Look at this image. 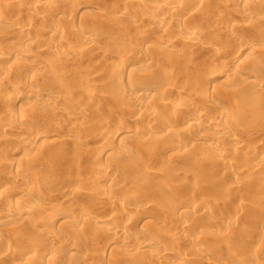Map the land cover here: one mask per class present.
Masks as SVG:
<instances>
[{"label": "rangeland", "instance_id": "374dc122", "mask_svg": "<svg viewBox=\"0 0 264 264\" xmlns=\"http://www.w3.org/2000/svg\"><path fill=\"white\" fill-rule=\"evenodd\" d=\"M4 1L5 2L7 1L6 3H8V1L9 2L13 1L14 4H15V2H17L15 0H0L1 3H4ZM21 1L22 0L18 1L19 2L18 7H19ZM32 1H35V2L30 3ZM32 1L27 0L26 2L27 3L29 2L30 5L31 4L35 5V3L36 4L37 3L43 4L44 2L46 4L48 2L51 3V0H32ZM79 1H80V3H79ZM150 1L152 3H159L161 5V4H165L168 0H150ZM174 1L180 2V7H181L182 3H183V5L185 3H186L185 4L186 6L188 5L187 1H185V2H183V0H174ZM258 1H259V3L260 2L262 3L261 6L263 7L264 6V0H258ZM63 2H65V3L68 2V3H66L67 5L65 3L62 5L64 7L66 6L65 8L62 7L63 9H61L60 6H59L60 9L57 8L58 12H59V10H60V12H59L58 17H56V20H54V21L55 22L57 21V23H60L61 27L63 28V31L66 32V33L64 32L66 35L65 38L67 40V41H65V45L67 43V44H70V45L78 48L81 44V40H80L81 36L85 35V33L88 30L92 29V30H94L95 34H97V35H95V37L97 38V41H100V43H102L104 45L103 46L104 50H102V52H101V50L99 51V50H95L93 48L92 49H86L85 48V49H82V50H84V52L81 51L80 52L81 54L78 53L77 56L74 55L76 57L59 56V53H60V55H62L61 54L62 48H60L61 51L59 53L57 51L59 49V46L54 47V48H50L49 50L47 49L48 50L47 53L45 51V54H47L48 57H55V58L57 57L56 60L58 61V62L56 61L57 63H55V65L53 64V66L48 67V68H51L49 70H52L53 74H56V76L54 75L53 76L54 78L52 76H50L49 78H46L47 88H49L52 92H55V94L57 96L59 95L58 97H60V98L65 97L66 99L61 98L62 102H63V103L61 102V105L45 103L43 106L40 101H37L34 98H30L28 100L29 104H27L28 102L25 101L26 99L22 100L20 102L21 105L17 104L16 105L17 109L16 108L15 109L19 110L20 109L19 106H22V107L25 106L26 111L28 109V110H30V111H28L29 113L37 114V115L34 114L35 116L33 115V118H32V123H34V126L32 124L33 129H31V131L34 134L31 132V135L32 134L37 135V133L47 135L46 143H48V145L45 143L46 144L45 146L49 150L52 149V151L54 153L51 150H50V152L53 153V156L55 155L56 157H58L57 160L55 159L56 157L54 158L56 161V162H54V164L57 163L56 166H58V168H55L54 173L51 172L47 166H46L47 168L45 166H44L45 168H43L42 166L44 165V163L42 161H40L41 157H39L40 159H38L36 161L41 162V163L37 162L38 163L37 165L43 163L40 166L42 168V170L37 165L34 168H36L37 171L40 169L38 174L42 173L43 175H41V177L45 175L46 179L49 177V178L53 179L52 181H47L48 179L47 180L42 179L41 177L38 178L39 175L38 176L36 175L38 180H37V178L36 179L32 178V180H34L35 184L33 183V185L28 186V187L25 186V188H23V186H21V189H20V186H18L19 185L18 183L13 182L11 180H10L11 182H9V179H7L5 176L7 174H9V172H14L17 165L20 163L21 164H23V163L30 164V161H31L30 158L32 156L29 155V157H30L29 158L30 160H29L28 156L26 157V156L22 155V153H21V154L16 155L15 159H14V157H11V159H8V160L5 159L4 161L3 160L1 161V159L3 157L5 158L9 152L13 151V149L14 150H16L15 148H17L18 150L21 149L22 146L20 147L19 144H20L21 139L24 137V136L23 137L18 136L21 134H17V135L15 134V136H7L9 134H6L7 133L6 130L3 128V126H1L2 128H0V131L3 132V130H5L4 131L5 133L3 132L4 134H2V132H0L1 140H3L4 137H6V138L9 137V140L7 139V141H8L7 144H6L7 141H5V143H3L0 140L1 141L0 142V154H1L0 158H1V156L5 155L0 159V161L3 163L5 161H7L6 162L7 164L4 163L5 166L3 165V163L0 162V168H2L4 166V168H2L0 170V195H2V196H0V215L11 210L13 205L18 203L16 201L19 200L22 203L26 202V204H28L31 202L30 198H32V197H36L37 199L42 198L41 199V206L43 208L46 207L45 208L46 210L44 209V211H46L47 215L60 214L59 211L61 212L62 210H64V207H65V205L62 202L63 201L62 199L64 198V196H65V198H69V196H70V198L72 200L74 199L73 203L75 206L70 207L68 209H66L67 208L66 207L64 212L66 210H68V211H66V214L68 213L67 215H69L71 217V219H73L72 220L73 225L68 226L65 223L61 224L60 222L58 224H55V225L47 224L45 227L42 228V234H43L42 235L41 233L38 234L37 231L30 229L31 226L28 223L29 221H26L24 223L22 220H21V222L20 221H14V222L4 221V222L0 223V264H13V263L14 264H18V263L19 264H29V263L30 264H33V263L36 264L37 263L38 264V262L40 264H45V263L46 264L47 263L48 264H50V263L51 264H215V263L216 264L217 263L218 264H234L233 263L235 260L234 258L238 259V257H240L241 259L244 258L246 260H253V258H257L255 256V254L257 255V254L264 251L263 250V246H264V117L261 116V118H260L259 116L262 115V114H260L259 116L257 115V117H259V118H257L256 113L253 112L254 107H253L252 103L247 102V100H243L241 97H239L243 91L239 92L238 93L239 95L237 93H232V92L230 93V90H228L231 88L228 85L229 82L227 84L224 81L225 80V78H223L224 75L222 76L219 73L223 69V67L227 61H228L227 62L228 65H225V66L228 69L235 72L236 74H238V75L241 74L243 77H245V76H244V74H242V72L246 73L248 68H250L249 65L251 63H253L254 60H257L259 62V64H261V65L264 64V50H263V48H264V41H263L264 40V38H263L264 37V35H263L264 34V20H260V18L264 19V8H262L261 6L255 5V7L256 6L259 7V9H258V7L256 8L257 9V11H256L255 8L247 7L246 6L247 2L246 3L245 2L240 3V5L236 4L237 6L235 5L236 8H234L235 11L232 9L231 12L229 13V15L232 12H234V16L232 15L233 13L231 14L234 18L232 16H230V18L234 21L233 23L237 25V28H235L234 30H229V31L225 30V29H224L225 30L224 31L221 28H216V27L214 28V24L212 21L214 20L213 16L216 13L211 11V6H209L208 9L206 10L207 11L206 13H208V15L206 14L205 16H207L208 18L203 16L205 11L203 12L202 20L205 19L209 23L206 21L205 23H203L204 26L202 25L203 27L201 26V28H205L206 26H207L206 29L209 28L206 31L203 30V33H205V35H206L207 31L210 30L209 31L210 35L213 38H214V36H216L215 38H217V36H218L217 39L214 38V42L212 40V42L214 44L211 43L210 39H213V38L210 36H208L209 39L207 41L210 42L212 47H217L220 51H222V52L218 51L220 53V55H217L216 57L220 58L219 56H221V58H222L221 61L223 60V58L225 61L227 60L226 62L223 60L225 62L224 65H223V63H220L221 62L220 59L217 58L219 61L216 59V57H215V59H213L214 56H211L212 54L210 55V53H209L210 51H208V52L207 51H205V52L201 51L200 52L199 49L197 50L194 48H193V50H195V51H193L192 49H189V51H188V52H191V54H189V56L192 55L190 57H191V59H193V62H195L194 67L198 68L197 69L198 71H201L203 69L202 67H206V66H204V65H206V63H204V61L207 60L206 58H208L209 55H210V58H208V60L211 59V60H215L216 62L218 61L217 62L218 64L220 63L219 65L216 63L217 65L215 66L216 67L215 71H217V72L219 71V73L217 74L218 78H216L215 81L210 82L209 84L206 82H204L203 84L205 85V88L208 90L209 93L213 92V94L214 93H215V95L217 94L216 96H218V101H221V103L226 108L229 109L232 107L233 109L238 108L237 110H239L238 112H235V114L229 115V117L226 119V121L227 120L231 121L232 117L234 118L237 115L239 116V117H237L238 121L231 125V132H229L230 134L229 133L227 134V136H226L227 139L224 140L223 145L226 146V147L224 146L226 149V152L224 153L223 157L221 158V162H220V161L215 160L216 157L219 155V153L215 151V147L218 144L216 142L217 138H215V137H218V135L220 134L219 131H217L215 129H211V128H208V130L206 129L205 132L206 133L208 132L211 134V135L210 134L208 135L209 138L211 137L210 138L211 140L206 139V141H203L200 139L201 138L200 134L202 132L200 131L201 129H198V128H195V129L193 128L191 130L189 129V131H187L188 133L186 131H185V133H180L181 127L179 125H181V123L183 121L187 120L188 118L197 117L195 114L197 111H193V110L189 111L186 108L182 107L183 105H181V109L178 112L179 115L177 114V117L173 120L174 125L171 123L168 124V122L165 120L164 116L169 114V109H168V111L167 110L165 111L164 108L158 107L157 103H155V102H152L153 104H151L149 107H147L144 104L140 105V104H134L133 103L134 104L133 105L131 102H129V104H126V102H125V104L123 103L124 104L123 105L121 103V102H123V100H122L123 94L120 91L119 86L115 82H112V83H110V81L108 82V80H107L108 78H106V75H105L108 72V67H110L109 65H111V63L113 62V59L117 60V58H115L116 55H121V54L123 55V53L126 51V52H128V57H129L128 59H130L127 61L129 65H131L132 67L133 66L134 67H141L146 72L150 70L149 73L153 71L152 72L153 74L152 73H150V74H152L153 77H157L155 79L156 80L158 79L159 81L158 80L157 81L159 83H157V81H156V84H154L152 86V91L154 88V91L152 93H154L156 96L161 94L158 96V99H159V97H162V95H165L166 97H164V99L171 100L174 105H177V104H183L188 100H192V98H193L194 101L192 100L191 104H196L195 109H199V110L201 109L204 118H206L207 120H215L216 119L217 122L221 123L223 119H221L217 116V114H218V112H216L217 106L213 102V99L211 100L209 98L211 100V102H207L205 100L206 98L204 100L202 99L200 102H198L199 100H196V98L194 99L193 96L191 98L192 94L189 95V93L186 91L184 92L183 90L179 89L180 92H178L179 90L177 92L174 91V93H173L174 95H173L172 93L170 94V92H172V91L168 90L170 92H169V94H167L164 92H168V91L163 90L164 92H161V89L159 88L160 87L159 85L162 84L165 80L167 81V82L165 81V83H168L170 85H171V83H173L172 85H175L176 83L181 81L182 76L179 78H176V77H174V76H176V74H174V76H170L167 79V77H165L163 73L166 72L165 69L170 67L169 62H170L171 56L175 55V53L177 54L179 52L180 53L181 52L186 53L185 50L187 47L185 45L184 46L183 45L170 46L164 40L171 38V37L176 38L175 36L178 35V32H181V29H185L186 27L188 29L190 28L191 30L201 29L197 26L198 22L202 24L203 21L201 22V18H199L197 15H195V16L193 15L194 17L190 18L191 20H189V19L187 20V18L185 20V18L183 16H180L177 14H172V13L164 10L163 12H160L163 16L174 17V19H178V20L175 21L176 23H173L172 25H169L167 27L157 28L149 20L150 19L149 17L151 16V14L149 15L148 10H146L148 8L142 7V8H145V10L139 8L138 6L135 5L134 0H82V1L81 0H67V1L64 0ZM76 3H77V6H76ZM188 3L191 4L190 1ZM185 5L182 7L183 10L190 8V6H191L192 9L190 8L191 10L188 9V11L189 12L194 11L192 4L188 5L187 8ZM236 9L238 10V13H237ZM242 9H244V10H242ZM254 9H255V11H254ZM258 10H260V11H258ZM123 11H126V14H122V13H125ZM149 11L152 13V15H154V12H152L151 10H149ZM241 11H243V12L246 11L244 13H246L245 16L246 17L248 16V17L245 18V16H241L240 15L242 13ZM247 11H248V13H247ZM28 13L29 12L27 10H26V12L24 10H23V12L20 11V14H22L21 17L22 18L25 17L24 19H27V17L29 16ZM235 13H236V15H235ZM244 13H243V15H244ZM226 14L228 15V13H226ZM250 14L254 15L255 17L249 16ZM256 18L259 20H257ZM255 20H257V21H255ZM206 23H208V25ZM205 24H206V26H205ZM50 25H52V24H50ZM46 26H49V25L47 24ZM196 26L198 28H196ZM241 27H242V29H241ZM73 28L77 29V33H75V31L72 32ZM212 29L217 34L214 32L212 33L211 32ZM238 29H240V30H238ZM232 31H233V33L234 32L235 33L233 34ZM238 31H240V32H238ZM259 32L262 34V36H261L263 39L262 41H259V40H261V37H259V35H261V34ZM212 34H214V35H212ZM221 35L223 38L220 37ZM253 36H254V38H253ZM13 40L16 41V42L14 41L15 43H18V45H19L18 48H21V49L23 48L24 43L22 40L18 39L19 40L18 41L15 38ZM255 40H257V41H255ZM132 41L135 43V45H133ZM228 41H230L229 43L232 42L231 46L228 45L229 44ZM233 41H234V43H233ZM131 42H132V45H131ZM225 42H227L228 44H225ZM15 43H14V45H15ZM12 44H13V41H12ZM12 44H11V46H12ZM244 44L245 45L248 44V45L246 47H244L245 46ZM57 45H59V44H57ZM219 45H220V47H219ZM224 46H226V47H224ZM227 46L229 48L231 47L232 49L231 48L229 49ZM12 47H10V48H12ZM181 47H183L182 51L180 50ZM222 47H224V51H223ZM240 47L244 48V49L247 48V49H245V50L241 49L242 53H243V51H244V53L241 54V56L237 59L233 58L231 50L232 51L235 49L237 50L238 48L240 49ZM260 47H261V49H260ZM225 48H228V49H225ZM249 48H251L250 50L252 53L250 52ZM196 50L199 52H197ZM19 51H20V49L19 50L17 49V50H14L13 52H11L10 58L4 64L6 66L13 65L14 64L13 61L15 59H18L19 58L18 56H20ZM228 51H230V52H228ZM224 52H225V54H224ZM146 53L147 54L149 53L150 55L149 54L147 55ZM253 53H255V54H253ZM145 54L148 56L149 61H144L145 59L143 60V58L146 56ZM58 56H59V58H58ZM16 57H18V58H16ZM58 59L60 61L62 59L63 60H62V62H59ZM160 59L165 60V62L162 63ZM204 59H206V60H204ZM259 59H260V61H259ZM151 60H153V61H151ZM157 60H159L160 62ZM154 61L156 64L155 65L151 64L152 62L154 63ZM250 61H252V62H250ZM148 62L149 63L151 62L150 64L152 66L154 65L153 69L150 68L151 65ZM157 62H159L160 65ZM166 62H168V63L166 64ZM241 62L243 64H241ZM58 63H60V64H58ZM244 63H246L248 65H245ZM147 65H150V67H146ZM245 66H248V68L247 67L245 68ZM260 68L261 69L258 70V72L256 74V77L258 79L261 77H264V66L262 65ZM104 69H106V73H104L105 72ZM29 71L32 73V71H35V69H33V70L30 69ZM188 71H190V70H188ZM184 73L186 75L187 74L188 75L186 76ZM184 73H182V75H184L182 81H184V79H185L186 82L194 81L195 80L194 78L197 76L195 70L190 71V72L185 71ZM51 74L52 73H50V75ZM177 74H178V72H177ZM80 77H82V78H80ZM130 77H131V79L136 78V76L134 77V75H131ZM171 77H173L174 79H172ZM192 77H193V80H192ZM243 77H241V78L243 79ZM257 78H256V80H258ZM12 79H13V77H12ZM51 79H54V80H52L53 82L51 81ZM80 79H84L85 82L89 81L87 85L85 83V87L88 89H86L84 87L83 88L86 91L87 90L92 91L94 93L93 94L91 92L92 96L97 95L95 98H94V96L92 97L90 95V101H88L89 100L88 96H86V94H83L81 91L82 89L79 88L82 86V84L80 83ZM126 79L127 78H125L124 81H127ZM160 79H161V81H160ZM187 79H188V81H187ZM8 80L11 81L10 78H8V77L4 78L3 79L4 82L2 83V86H1V88L4 91H6V92H4L5 98H7L9 95L7 93L12 91L11 88L8 87V85H9ZM171 80H172V82L170 83ZM242 84H241V88L243 87L242 89H246L249 86L245 82L244 83L242 82ZM8 88L11 91L7 90ZM241 88H236V89L239 90ZM263 88L264 87H261V86L258 88V86H257V89L263 90ZM84 89H83V91H84ZM172 89H175V87L172 86ZM158 90H160V92ZM65 91H67V92H65ZM71 91L73 92V95H72ZM199 91L201 92L202 88L199 89ZM68 92H71V93L69 95H65ZM78 94H79V96H77ZM80 95L83 98H81ZM131 95H133V92L131 93ZM84 96H86V98ZM120 97H122V99H119ZM34 100L36 103L34 102ZM64 100H66V101L64 102ZM160 101L162 102L161 98H160ZM202 101H204V103ZM90 102H91V104H90ZM194 102H196V103H194ZM197 102H198V104H197ZM256 102H258V101H256ZM23 103H25L26 105L25 104L23 105ZM32 103H33V105H32ZM208 103H209V105H208ZM46 105H48V106H46ZM174 105H172V107H171L172 110L170 109V112L173 111ZM60 106L65 107L67 109L65 111L66 113L62 114V116L60 115V108H61ZM159 106H160V104H159ZM151 107L160 109V113H158L159 115L151 117L149 115V110ZM251 107L253 108V110ZM68 108H69V112H68ZM83 108H86V110ZM144 108L147 110H145ZM244 108H245V110H244ZM39 109H41V110H39ZM236 109H234V110H236ZM49 111L51 113H49ZM255 111L258 112L260 110L255 109ZM47 113H49V114H47ZM40 114H42V115H40ZM55 115H57V116L55 117ZM146 116H147V118H146ZM252 116H255L256 118H252ZM251 118H252V120H250ZM38 119L40 120L39 123H38ZM56 119L58 121H54ZM142 119H144L143 120L144 122L142 121ZM253 119H254V121H253ZM79 120L80 121L81 120L87 121L88 124L90 125V128H95V129L101 130V133L103 134V136H100L101 138L97 137L98 140L96 139V137L94 138L92 136L93 138L91 137L89 140L90 136H89V134H86L89 131L83 130L86 128H83L82 129L83 131H82L81 130L82 127H80L79 130L77 128L74 131V134L76 133L75 134L76 136L74 135L73 140L70 141L71 143L65 142L64 138L68 135L69 129L74 128V127L70 128V126L72 124H74V122L75 123L79 122ZM240 120H242V121L240 122ZM147 121H148V123H147ZM166 122H167V124L165 125L164 123H166ZM36 123L39 125V127ZM41 124H43L44 127H42L43 125L40 126ZM66 125H68V126H66ZM169 125H171V126H169ZM45 127L47 130L45 129ZM148 127H149V129H148ZM42 128H44L46 131ZM126 128L129 131L132 129L131 130L132 134H134L138 138L134 139L135 141L133 139H130L131 141L128 142L129 141V139H128L126 143L123 142L124 144L122 146L120 145V147L123 149V151L121 150V148L119 149V147L114 149V151H112L111 154H115L114 156H115V158L117 157L116 159L114 158L113 155H112L113 158L110 159V157H112V156H110L111 154L109 155L110 157L106 154H104V155L101 154L100 151L105 149L103 145L105 143H107V142H105L103 144L102 142H104L107 139V137H109L108 135H110L111 133L114 134L113 131L116 132L117 129H126ZM104 129H105V131H104ZM166 130L167 131L172 130V132L174 130L175 131L177 130L179 132L176 133L177 132L176 131L175 133H173V135H168L169 133H166L167 132ZM38 131L43 132V133H39ZM76 131H79V132L81 131V132L79 134V132H76ZM44 132H46V133H44ZM72 132H73V130H72ZM105 132H106V134H105ZM135 132H137V133H135ZM77 133H78V135H77ZM81 133H84L85 135L81 134ZM164 133L166 135H168L165 138H164V136H166V135ZM179 133L181 135H179ZM112 134H111V136H112ZM48 135H49V137H48ZM82 135H84V137ZM105 135L107 137H105ZM212 135L214 136V138ZM79 136H82L79 138L80 140L77 139ZM10 137H12V138H10ZM149 140L150 141L152 140L151 143L153 142V140L155 142H156V140H158L157 144L158 145L160 144V146L162 145L161 147H159V150H155L154 152L153 151L146 152V156L149 155L152 158H150L149 156L146 157L144 155L145 154L144 151L142 152L143 154L139 153V150L142 147V144L146 143ZM73 141L76 143L75 145H74ZM79 141H80V143L83 142L82 143L83 145H85V144L86 145L85 146L79 145L80 144V143L78 144ZM85 141H86V143H85ZM141 141H142V143H141ZM150 141H149V143H150ZM11 142H12V144H11ZM138 142L140 143V145H137V144H139ZM171 142H173V143H171ZM169 143H171V144H169ZM128 144H130V145H128ZM131 144H133V145H131ZM173 144L176 146H174ZM204 144H205V146H204ZM17 145H19V146H17ZM127 145L129 147H127ZM170 145L171 146L173 145L175 149L173 148V146L171 147ZM81 146H82V148H80ZM86 146H87V148H86ZM105 146H107V144H105ZM124 146H126L127 148L125 149ZM133 146L134 147L137 146V147L133 148ZM43 147H44V145H43ZM43 147L41 148V146H40L39 148L36 147L35 149L37 151L40 149L46 150V148L45 147L43 148ZM78 147L80 149H83V147H84L86 150L84 151V149H83V151H84L83 153L84 154L88 153V155L86 156L87 158L84 160V161H86L85 163H84V161L81 163L80 162L78 163V162H76V160H72V158L74 156H76L80 151V149H78ZM131 147H132L133 151H132ZM204 147H206V148H204ZM240 147H242L244 149H242ZM61 148H62V150H61ZM162 148L163 149L165 148V150H167V149L168 150L167 151L164 150L165 151L164 152ZM169 148L172 149L173 151H170ZM35 149H34V153H37ZM48 149L46 151H48ZM69 149L70 150L72 149L71 152ZM6 150H8V151H6ZM157 151H158V153H157ZM43 152H45V151H43ZM98 152L100 155L98 154ZM140 152H141V150H140ZM159 152L160 153L162 152L163 154L162 153L160 154ZM71 153L74 156H71ZM119 153H121V154H119ZM164 153L166 155H164ZM59 154H61V155H59ZM124 154H126V155L124 156ZM127 154L129 155V158H127ZM170 154L173 156L170 157ZM210 154H211V156H210ZM64 155H66L67 157ZM19 158H21V159H19ZM144 158H145V160H143ZM174 158H176V159H174ZM12 159H14V161ZM26 159H28V161ZM35 159L36 158H34V160H33L34 164H32L33 163V161H32V163H31L32 165H30V168H31V166L33 168V165L35 166V164H36ZM163 160H164V163L162 162ZM8 161H9V163H8ZM222 161L223 162L229 161L230 165H227L226 163H223ZM17 162H19V163H17ZM259 162H260V164H259ZM77 163H78V165H80V164H82V165L78 166V165H76ZM221 163L223 166L221 165ZM71 164H72V166L76 165L75 168L73 167L74 170L72 169ZM97 165L103 166V167L106 166L108 171L112 170L113 173L112 172H109V173H110V176H112V175L114 177L116 176L114 184L110 183L106 179L100 180L99 176H98L99 180L96 178L95 175H97V174L94 172L93 169ZM11 166H12V168H11ZM68 166L69 167L71 166L70 168L72 169V171H71V169H69ZM77 166L80 168H78ZM5 167H7V168H5ZM122 167L126 168L125 169L126 171H122V172L119 171V170L123 169ZM252 168H253V170H254V168L257 169L262 174H260V175L249 174L250 171H248V170L249 169L251 170ZM44 169H46V170H44ZM58 170H60L61 172L63 171V173H60V171H58ZM253 170H251V171H253ZM257 170H255V171L258 172ZM91 171H93V172H91ZM72 172L75 174H72ZM92 173L93 174L95 173L94 177H93ZM69 174L72 176H69ZM74 175L76 178H79V180L78 179H77V181L74 180V178H72V177H74ZM45 177H43V178H45ZM67 177H68V180H67ZM94 178H96V180H98V181L94 182L93 181V180H95ZM44 180H46V181H44ZM81 180H83V182ZM47 182L54 183V184H50V183L48 184ZM55 182H57V184ZM105 182H106V184H104ZM138 182H139V184H137ZM13 183H15L17 186L13 185ZM79 183H81V185H80L81 187L79 186ZM141 183H142V185H141ZM99 184L102 187H100ZM111 184L113 185L114 188L115 187L116 188L114 189L113 187H111L112 186ZM34 185H37V186H34ZM82 185H83V187H82ZM32 186H34L35 188ZM78 186L81 188V190L84 188L86 190H87V188H88V190H90V189L92 190V188L95 187L96 191H94L95 193H91V192H93V190L95 188L92 191L91 190L86 191L84 189L86 192L82 190V192H84V193L83 194L81 193L82 195H79L81 190L78 189ZM90 186H91V188H90ZM6 187L10 190V192L8 190V192L5 194L4 192L7 191ZM31 187H32V189H31ZM36 187H38L39 189L41 188L40 192H38L39 189ZM139 187H141V188H139ZM4 188H6V191H1ZM33 188L37 189L35 194L31 193V192H34ZM50 188H52V189H50ZM103 188H107V189L109 188V190L112 189V191H110V192H112L113 195H114V193L117 195V196L115 195L117 200L115 199V202L112 203L110 201L106 202V200H104L101 197H99V199H98L97 197L99 195V192H101V190ZM134 188H139L138 190H139V192H141V194L139 193L140 195L137 197V199L136 198L131 199L129 201L130 206L128 204H126L127 208L125 207L126 208L125 210L123 209L122 211H117L115 209V207L117 206V202H121L120 200L123 199L125 194L128 191L135 190ZM22 189H24V190H22ZM16 190L19 191L18 192L19 196L17 195L18 198H15L16 196L12 197L14 195L13 193H15V195H16V193H17ZM41 190L42 191L44 190V192L47 195L43 194V192ZM1 192H3V193H1ZM37 192L39 194L42 193V195L40 194V196H39L38 194H36ZM72 192H74V193H72ZM88 192H90V193H88ZM7 194L12 195V196L11 197L7 196ZM48 194H49V196L52 194L53 197L54 196H56V197L50 199V197H48ZM72 194H74V195H72ZM89 194L90 195L91 194L92 195L97 194L96 196H93V197L95 199L97 198L98 200L96 199L97 200L96 201ZM31 195H33V196H31ZM44 195H46V196L44 197ZM38 196L40 198H38ZM59 197H60V199H59ZM43 198H44V200H43ZM45 198H47V201ZM27 199H29V200L25 201ZM33 199H35V198H33ZM161 199L167 200V202H169V201L173 202L174 205H176V206H174V208L177 206H180L181 204L185 205V203H186V205H188V209H187L188 214L183 215L184 217L183 216H176L175 215L176 213L174 214V212H175L174 208H173V210H171L169 212L166 211L167 213L164 212L163 210L158 209V208H156V210L153 208V210H154L153 211L152 208H150V207L154 204L156 205V203H159L161 201ZM32 201H34V200H32ZM35 201H36V199H35ZM42 201L43 202L45 201L44 206H43ZM59 201H61V202H59ZM38 202L40 203L39 200H38ZM46 202L50 203L52 206L50 205L51 207H49V205ZM145 202L150 207L144 208V206H142V204H145ZM53 203L55 205H53ZM149 204H151V205H149ZM56 205H57V209H55ZM194 205H197V206L194 207ZM61 206H63V208H61ZM131 206H132L133 210L130 209ZM139 206H140V210H143V211L142 212L137 211L138 212L137 213V212H135L136 210L134 211V207H136V209H137V207H139ZM201 206L207 207V209H204L207 212L205 215L200 214L201 212L199 210V207H201ZM128 207H129V209H128ZM47 208L49 209V211L47 210ZM157 210H160V211H157ZM69 211H70V213H69ZM114 211H115V215L114 214L112 215V213ZM83 212H88V213L90 212L91 215L93 216L92 220L87 221V222L82 221L83 223L80 220H78L80 218V216L83 214ZM133 212H135L136 214ZM38 214H39V211L37 210L33 214V216H36ZM110 215L117 217L115 222H114L115 225L114 224H112V225H114V227L119 226L118 228L121 227V229H123V227H124L125 231L128 233V235L132 238V240L134 242L135 241L139 242L140 237H143V236L146 237L147 236L149 239H151V240L153 239L152 241L158 243V245L162 244L164 242V244L168 246V249L169 248L171 249V250H169V253H171V252L177 253L178 257H176L174 259V258H171L169 256H161L160 254H156V252H154V253H150V256L148 255L144 258H141L138 254V251H140V248L138 246L139 244L136 242H135V244L132 243L131 246H127V247L121 246V245H119V246L115 245L116 247L113 246L111 248L112 250H110L112 252H110V254L108 256L107 255L105 256L104 252L106 249H110L111 243L108 240H105V239L103 240L101 238V235L90 234L89 233V226H90L91 222L97 221L96 218L97 219L101 218V220L105 221V220L109 219ZM188 220H190V221H188ZM231 221H233L232 223H234V225H233L234 227L233 226H232V228L226 227V225H227L226 223H230ZM125 222L126 223L129 222L128 223L129 227L127 226V224ZM81 225H83V227ZM183 225H184V227H183ZM126 226L128 228H126ZM46 228H47V230H46ZM226 228H228L229 230H227ZM233 228H235V229H233ZM231 229L233 231H231ZM43 230H44V232H43ZM49 231H51L52 233ZM46 233H48L49 236H47L48 234L46 235ZM64 233H65V235H64ZM159 233L162 235H160ZM209 234H211V235H209ZM54 235H55V237H54ZM158 235H160V237ZM59 236H61V237H59ZM155 236L156 237L158 236L159 240ZM99 239H101L103 241H101ZM162 239H164V240L162 241ZM28 240H33V241L35 240L34 241L35 243L36 242L37 243L39 242V243L35 244L32 241L36 246L33 245L32 242H31V244H32L31 245ZM70 240H74L73 242L76 246L73 248V249H75L74 251L68 249L69 250V252H68V250H67L68 246L66 247V244ZM26 242L27 243L29 242L27 248L24 246V244L27 245ZM225 245H227V246H225ZM32 246H34L35 248L37 247L38 249L41 248L45 251L57 249L58 247H59V250L56 254H54V255L52 254L49 257L50 259L52 258V260H50V262L42 261V263H41V260L36 262V259L33 260V258L35 256L32 257L31 255H25L24 254L23 256H20L21 255L20 253L25 251V249L31 248ZM198 247L207 248V250L205 249L207 251L206 256H205V254H203V256L202 255L200 256V254L197 251ZM64 249H65V251H64ZM70 252H73L74 254L76 253V257H74L75 255H73V253L71 255ZM5 253H7V254H5ZM12 254H13V256H12ZM15 254L18 255V257ZM137 254L139 257L136 256ZM231 254L234 256H230ZM179 257H181V258H179ZM203 257H205V259ZM231 257L233 258V260ZM53 259H54V261H53ZM132 259H133V261H132ZM260 259L261 258L257 259V261L259 262L257 264H264V258H262L261 260ZM230 260L233 262L230 263L231 262Z\"/></svg>", "mask_w": 264, "mask_h": 264}, {"label": "bare ground", "instance_id": "6f19581e", "mask_svg": "<svg viewBox=\"0 0 264 264\" xmlns=\"http://www.w3.org/2000/svg\"><path fill=\"white\" fill-rule=\"evenodd\" d=\"M15 1H17V2H15V4H14V2L13 1H11V2H9L8 1V3H6L5 1H4V3H1L0 2V128H2L1 126H3V128L6 130V134H9V135H7V136H15V134L17 135V134H21V135H18L19 137L20 136H24L22 139H21V141H20V147H21V149L20 150H18L17 148H15L16 150H14L13 149V151H11V152H9L7 155H6V157L4 158L3 156H5V155H3V156H1V161L3 160H8V159H11V157H14V159H15V157H16V155H18V154H21L22 153V155H24V156H28V159L30 158L29 157V155L30 156H32L30 159H31V161H30V164H25V163H23V164H18L17 165V167H16V169H15V171L14 172H9V174H7L5 177L7 178V179H9V182H11V181H13V182H16V183H18L19 185L18 186H20V189H21V186H23V188H25V186H31V185H33V183H34V180H32V178H34V179H36L37 178V176H38V178L39 177H41V175H43L42 173L41 174H38L39 173V170L37 171V169L36 168H34V167H36V165L38 164L37 162H39V161H36V160H38V159H40L39 157H41V159H40V161H42L43 163H44V165L42 166L43 168H45L46 166L50 169V171L51 172H53L54 173V170H55V168H58V166H56L57 165V163L56 164H54V162H56L55 161V159L57 160L58 159V157H56L55 155L53 156V151H52V149H50L53 153H51L50 152V150L48 149V148H46V144L48 145V143H46V141H47V135L45 134H38L37 133V135H33L34 133L31 131V129H33L32 127L34 126V123H32V118H33V115L35 114V113H29L28 111H30V110H28L27 109V111H26V107L25 106H19L20 107V109L19 110H16L17 109V107H16V105L17 104H20L21 105V101L22 100H25V101H27L28 102V100L30 99V98H34L35 100H37V101H40L41 103H42V105L44 106V104L45 103H51V104H55V105H61V102H62V99H66L65 97L64 98H60V97H58L56 94H55V92H52L49 88H47V85H46V83H47V81H46V78H49L50 76H56V74H53V72H52V70H49V69H51V68H48L49 66L51 67V66H53V64L55 65V63H57L58 61L56 60V58L55 57H48L47 56V54H45V51H46V53H47V51L50 49V48H54V47H57V46H59V49L57 50L58 51V53L61 51V54L62 55H60V53H59V56H64V57H69V56H72V57H76L77 56V54L79 53V54H81L80 52L82 51V52H84V50H82V49H95V50H101V52H102V50H104L103 48V44L102 43H100V41H97V38L95 37V35H97V34H95V32H94V30H92V29H90V30H88L86 33H85V35H83V36H81V44H80V48L78 47H75V46H72V45H70V44H67L66 43V45H65V41H67L66 40V35H65V31H63V28L61 27V25H60V23H57V21L55 22L54 20H56V17H58V15H59V12H60V10H59V12H58V10H57V8H59V6L61 7V9H63L62 7H64V6H62L65 2H63L64 0H51V3H35V5H33V4H31L30 5V3H33V2H35V1H32V0H29V1H32V2H26L27 0H22L21 2H20V5H19V7H18V4H19V2L18 1H20V0H15ZM54 1V2H53ZM67 1V0H66ZM82 1V0H81ZM135 1V5L136 6H138L139 8H141V9H144L145 10V8H142V7H146V8H148V9H146V10H148V13H149V15L151 14V16L149 17L150 19V22H152L153 24H154V26L155 27H157V28H164V27H167V26H169V25H172L173 23H176L175 21H177L178 19H174V17H165V16H163L160 12H163L164 10H166V11H168V12H170V13H172V14H177V15H180V16H183L184 18H185V20H186V18H187V20L189 19V20H191L190 18H193L195 15H197L199 18H201V22H202V24L201 23H199L198 22V27L199 28H201V26L203 25V23H205L207 20H205L204 18V20H202V14H203V12H204V15L203 16H205L206 14L208 15V13H206L207 11V9H208V7L209 6H211V11H213V12H215L216 14V16L214 15L213 17H214V20L212 21L213 22V24H214V28L216 27V28H221V29H225V30H234L235 28H237V25L236 24H234L233 22V20L230 18V16H234V12H232L230 15H229V13L231 12V10L233 9L234 10V8H236V6L237 5H240V3H246V6L247 7H249V8H257L258 6H261V2L259 3V1L258 0H183V2H185V1H187V4L188 5H191L192 4V7H193V9H194V11H191V12H189L188 11V9H190L191 8V6H190V8H187V6H186V8L187 9H185V10H183L182 9V7L184 6L183 5V3H182V5H181V7H180V2H178V1H174V0H168L165 4H159V3H152L150 0H134ZM190 1V3L191 4H189L188 2ZM39 2V1H38ZM71 2V1H70ZM73 2V1H72ZM78 2V1H77ZM17 3V4H16ZM66 3H68V2H66ZM65 3V4H66ZM79 3H80V1H79ZM85 3V2H84ZM134 3V2H133ZM258 3V4H257ZM72 4V3H71ZM237 4V5H236ZM67 5V4H66ZM73 5V4H72ZM80 5V4H79ZM78 5V6H79ZM236 5V6H235ZM244 5V4H243ZM255 5H258V6H256L255 7ZM76 6H77V3H76ZM81 6V5H80ZM235 6V7H234ZM66 7V6H65ZM64 7V8H65ZM83 7V6H82ZM244 7V6H243ZM242 7V8H243ZM262 7V6H261ZM260 7V8H261ZM262 8H264V6L262 7ZM261 8V9H262ZM60 9V8H59ZM192 9V8H191ZM190 9V10H191ZM255 9H254V11H255ZM258 9H259V7H258ZM23 10L26 12V10L29 12L28 13V17H27V19H24V18H22L21 17V15L22 14H20V11H22L23 12ZM149 10H151L152 12H154V15H152V13L149 11ZM196 10V11H195ZM210 10V9H209ZM237 10V9H236ZM242 10H244V9H242ZM263 10V9H262ZM261 10V11H262ZM235 11V10H234ZM253 11V10H252ZM256 11H257V9H256ZM258 11H260V10H258ZM123 12H125V13H122V14H126V11H123ZM196 12V13H195ZM242 13L240 14L241 16H245V14L246 13H244V12H246V11H241ZM226 13H228V15L226 14ZM237 13H238V10H237ZM243 13H244V15H243ZM247 13H248V11H247ZM263 13V12H262ZM25 14V13H24ZM226 14V15H225ZM261 14V13H260ZM148 15V16H149ZM194 15V16H193ZM235 15H236V13H235ZM238 15V14H237ZM239 15V16H240ZM262 15V14H261ZM27 16V15H26ZM228 16V17H227ZM232 16V17H233ZM238 16V17H239ZM249 16H254V15H249ZM260 16V15H259ZM258 16V17H259ZM263 16V15H262ZM261 16V17H262ZM205 17H207V16H205ZM237 17V18H238ZM248 17V16H247ZM246 16H245V18H247ZM255 17V16H254ZM253 17V18H254ZM133 18V17H132ZM176 18V17H175ZM208 18V17H207ZM234 18V17H233ZM243 18V17H242ZM251 18V17H250ZM260 18V17H259ZM263 18V17H262ZM131 19V18H130ZM134 19V18H133ZM249 19V18H248ZM257 19V18H256ZM230 20V21H229ZM257 20H259V19H257ZM257 20H255V21H257ZM260 20H264V19H261L260 18ZM199 21V20H198ZM236 21V20H235ZM208 22V21H207ZM209 23V22H208ZM208 23H206L207 25H208ZM49 25V26H46V25ZM50 24H52V25H50ZM206 24H205V26H206ZM240 24V23H239ZM196 26V28H198ZM204 26V25H203ZM202 26V27H203ZM244 26V25H243ZM207 27V26H206ZM206 27L205 28H201V29H194V30H191L190 28L188 29L187 27V29L185 28V29H181V32H178V35H176L175 37L176 38H168V39H165L164 41H166L167 43H168V45H170V46H177V45H185V46H187L186 47V50H185V52L186 53H175V55H172L171 56V58H170V62H169V68H167V69H165L166 70V72L165 73H163L164 74V76L165 77H167V79H168V77H170V76H174V74H176V76H174V77H176V78H179V77H181L182 79H183V76L184 75H182V73H184L185 71L186 72H190V71H193V70H195L196 71V77L194 78L195 80L194 81H188V79H187V81L188 82H186L185 81V79H184V81H182V79H181V81H179L178 83H174L175 85H172L173 83H171L172 82V80L170 81V83H171V85L170 84H168V83H165V81L162 83V84H160L159 86V88L161 89V92H164V91H168V90H170V91H172V92H170V91H168V92H164V93H167V94H169V92H170V94L172 93H174V91H178L179 89L180 90H183L184 92L186 91V92H188L189 93V95L190 94H192L191 95V98H192V96L194 97V99L196 98V100H199L198 102H200L202 99L204 100L205 98V100L207 101V102H211V100L213 99V102L216 104V106H217V111L216 112H218V114H217V116L219 117V118H221V119H223L222 120V122L220 123V122H217V120L215 119V120H207L206 118H204L203 117V113H202V111H201V109L199 110V109H195V105L196 104H191V102H192V100H193V98H192V100H188V101H186L185 103H183V104H177V105H174L173 103H172V101L171 100H166V99H164V97H166L165 95H162V97H159V99H158V96L159 95H161V94H159L158 96H156L154 93H152L153 91H154V88H153V91H152V86L154 85V84H156V81L158 80H156L155 78H157V77H153V71L152 72H150V73H152V74H150L149 73V71H144V69H142L141 67H132L131 65H129L128 64V60H130V59H128L129 57H128V52H124L123 53V55L121 54V55H116V57L115 58H117V60H115V59H113V62L111 63V65H109L110 67H108V72L106 73V69H104L105 70V72L104 73H106L105 75H106V78H108L107 80H108V82L110 81V83H112V82H115V83H117V85L119 86V89H120V91L122 92V97H123V99H122V97H120L119 99H122L123 100V102H121L122 104L124 103L125 104V102H126V104H129V102H131L132 104L134 103V104H144V105H146L147 107H149L151 104H153L152 102H155V103H157V105H158V107H162V108H164V110L166 111H168V109H169V114L168 115H166V116H164L165 117V120L168 122V124L169 123H171V124H173L174 125V122H173V120L177 117V114H178V112H179V110L181 109V105H183L182 107H184V108H186L187 110H193V111H197L195 114H196V116L197 117H191V118H188L187 120H185V121H183L182 123H181V125H179L180 127H181V129H180V133H185V131L187 132V131H189V129L191 130V129H195V128H198V129H201L200 131L202 132L201 134H200V136H201V140H203V141H206V139H210L209 138V134L210 133H206L205 132V130L207 129L208 130V128H211V129H215V130H217V131H219V135H218V137H215V138H217L216 140V142L218 143L217 144V146L215 147V151L216 152H218L219 153V155L216 157V159L215 160H217V161H220L221 162V158L223 157V155H224V153L226 152V149H225V145H223L224 144V140H226L227 139V134L229 133V132H231V125L232 124H234L235 122H237L238 120V118L237 117H239L238 115L236 116V117H232V119H231V121H229V120H227L226 121V119L229 117V115H231V114H235V112H238L239 110H237L236 108H234V109H236V110H234L232 107L231 108H226L222 103H221V101H218V96H216L215 95V93L213 94V92L211 93H209L208 92V90L205 88V85L203 84L204 82H206V83H210V82H213V81H215L216 80V78H218V73H219V71L217 72V71H215V66L218 64L217 62L219 61L218 59H220V61H221V56H219L220 58H218V57H216L217 55H220V53L218 52V51H220L217 47H212V45L210 44V42L209 41H207L208 39H209V37L208 36H210V37H212L211 35H210V30L209 31H207V33L209 34H207L206 33V35H205V33H203V30L204 31H206L207 29H209V28H207L206 29ZM211 27V26H210ZM75 28H73L72 29V32H74L75 31V33H77V29H75ZM241 29H242V27H241ZM222 30V31H223ZM224 30V31H225ZM237 30V29H236ZM238 30H240V29H238ZM248 30V29H247ZM180 31V30H179ZM221 31V32H222ZM223 31V32H224ZM257 31V30H256ZM261 31V30H260ZM65 32V33H64ZM212 33L214 32V33H216L213 29H212V31H211ZM220 32V33H221ZM238 32H240V31H238ZM242 32V31H241ZM97 33V32H96ZM143 33V32H142ZM180 33V34H179ZM232 33H233V31H232ZM235 33V32H234ZM233 33V34H234ZM260 33V32H259ZM217 34V33H216ZM261 34V33H260ZM212 35H214V34H212ZM255 35V34H254ZM259 35V34H258ZM264 35V34H263ZM228 36V35H227ZM262 36V34L261 35H259V37H261ZM208 37V38H207ZM216 36H214V38H215ZM220 37H222V35L220 36ZM231 37V36H230ZM256 37V36H255ZM16 39V40H18V39H20V40H22L23 41V43H24V45H23V48L21 49V48H18L19 47V45H18V43H15L16 41L15 40H13V39ZM18 38V39H17ZM213 38V37H212ZM214 38L213 39H210L211 40V43H213L214 42ZM217 38H218V36H217ZM217 38H215V39H217ZM223 38V37H222ZM253 38H254V36H253ZM264 38V37H263ZM243 39V38H242ZM256 39V38H255ZM212 40H213V42H212ZM219 40V39H218ZM217 40V41H218ZM225 40V39H224ZM263 39H262V37H261V40H259V41H262ZM12 41H13V44H12ZM15 41V42H14ZM19 41V40H18ZM237 41V40H236ZM255 41H257V40H255ZM264 41V40H263ZM133 42V41H132ZM132 42H131V45H132ZM230 41H228V43H229ZM241 42V41H240ZM14 43H15V45H14ZM69 43V42H68ZM223 43V42H222ZM221 43V44H222ZM227 42H225V44H228ZM232 43V42H231ZM231 43H229L228 45H230L231 46ZM233 43H234V41H233ZM251 43V42H250ZM11 44H12V46H11ZM57 44H59V45H57ZM115 44V43H114ZM138 44V43H137ZM214 44V43H213ZM224 44V45H225ZM133 45H135V43L133 42ZM238 45V44H237ZM241 45V44H240ZM245 45V44H244ZM248 45V44H247ZM247 45H245L244 47H246ZM10 47H12V48H10ZM22 47V46H21ZM219 47H220V45H219ZM224 47H226V46H224ZM224 47H222L223 48V51H224ZM228 47V46H227ZM243 47V46H242ZM60 48H62L61 50H60ZM106 48V47H105ZM183 47H181V51L183 50L182 49ZM188 48V49H187ZM193 48L194 49H199V51L201 52H205V51H210L209 53H210V55L211 56H214L213 57V59H215V57H216V59L218 60L217 62L215 61V60H208V58H210V55L208 56V58H206V59H204V60H206V61H204V63H206V65H204V66H206V67H202L203 69L201 70V71H198L197 69L198 68H196V67H194L195 65V62H193V59H191V57L190 56H192V55H190L189 56V54H191V52H188L189 51V49H192L193 50ZM229 48V47H228ZM228 48H225V49H228ZM231 48V47H230ZM229 48V49H230ZM263 48V47H262ZM19 50L20 49V51H19V54H20V56H18V57H16V58H18V59H15L13 62H14V64L13 65H8V66H6L4 63H6V61L10 58V55H11V52H13L14 50ZM48 49V50H47ZM146 49V48H145ZM148 49V48H147ZM221 49V48H220ZM232 49V48H231ZM241 49H243V50H245V49H247V48H241L240 47V49L238 48L237 50L235 49V50H231V53H232V55H233V58H235V59H237V58H239L240 56H241V54H243L244 53V51H243V53H242V50ZM251 48H249V50H250ZM260 49H261V47H260ZM149 50V49H148ZM196 50V51H197ZM248 50V51H249ZM263 50H264V48H263ZM191 51V50H190ZM193 51H195V50H193ZM199 51H197V52H199ZM226 51V50H225ZM184 52V51H183ZM220 52H222V51H220ZM228 52H230V51H228ZM250 52H251V50H250ZM254 52V51H253ZM262 52V51H261ZM219 53V54H218ZM252 53V52H251ZM256 53V52H255ZM255 53H253V54H255ZM147 54V53H146ZM145 54V55H146ZM149 54V53H148ZM147 54V55H148ZM222 54V53H221ZM224 54H225V52H224ZM249 54V53H248ZM74 55H76V56H74ZM144 55V56H145ZM145 56L144 58H143V60L144 61H149V58H148V56ZM150 55V54H149ZM227 55V54H226ZM230 55V54H229ZM59 56H58V58H59ZM254 57V56H253ZM62 58V57H61ZM60 58V59H61ZM205 58V57H204ZM212 58V57H211ZM229 58V57H228ZM232 58V59H233ZM257 58V57H256ZM159 59V58H158ZM163 59V58H162ZM162 59H160L161 60V62L163 63V62H165V60H162ZM165 59V58H164ZM167 59V58H166ZM195 59V58H194ZM227 59V58H226ZM231 59V58H230ZM234 59V60H235ZM252 59V58H251ZM59 60V59H58ZM63 60V59H62ZM62 60L60 61L59 60V62H62ZM115 60V61H114ZM156 60V59H155ZM223 60H224V58H223ZM221 61L220 63H223V65H224V63L227 61ZM57 61V62H56ZM151 61H153V60H151ZM157 61H159V60H157ZM195 61V60H194ZM253 61V60H252ZM252 61H250V62H252ZM259 61H260V59H259ZM160 62V61H159ZM159 62H157V63H159ZM228 62V61H227ZM227 62L225 63V65H228L227 64ZM245 62V61H244ZM149 63V62H148ZM151 63V62H150ZM149 63V64H150ZM168 62H166V64H167ZM203 63V64H204ZM217 63V64H216ZM219 63V64H220ZM230 63V62H229ZM248 63V62H247ZM58 64H60V63H58ZM151 64H156L155 63V61H154V63L152 62ZM150 64V65H151ZM218 64V65H219ZM241 64H243L242 62H241ZM245 65H248V64H246V63H244ZM150 65H147L146 67H150ZM153 65V66H154ZM159 65H160V63H159ZM163 65V64H162ZM222 65V64H221ZM222 65V66H223ZM224 65V67H223V71L221 72L220 71V73L219 74H221L222 76L224 75V77L223 78H225V82L228 84V82H229V86L231 87L230 89H228V90H230V93L232 92V93H239V92H242L241 94H240V96L239 97H241L243 100H247V102H250V103H252V105H253V107H254V111L253 112H255L256 113V117H257V115L259 116L260 114H262V115H260L259 117L261 118V116L262 117H264V88H263V90L262 89H257V86H258V88L261 86V87H264V77H261V78H257L256 77V74H257V72H258V70H260L261 68V66L263 65L264 66V64H259V62L257 61V60H254L253 61V63H251L250 65H249V67L250 68H248V66H245V68L247 67L248 68V70L246 71V73H244V72H242V74H244V76L245 77H243L241 74V76L240 75H238V74H236L235 72H233L232 70H230V69H228L226 66ZM153 66L151 65V67L150 68H152L153 69ZM161 67V66H160ZM226 67V68H225ZM33 70V69H35V71H32V73L29 71V70ZM146 69V68H145ZM148 69V68H147ZM221 69V68H220ZM188 70H190V71H188ZM257 70V71H256ZM51 71V72H50ZM245 71V70H244ZM177 72H178V74H177ZM256 72V73H255ZM50 73H52L51 75H50ZM185 74V73H184ZM104 75V76H105ZM131 75H134V77L136 76V78H132L131 79ZM186 75V74H185ZM188 75V74H187ZM186 75V76H187ZM129 76V77H128ZM6 77H8V78H10V80L11 81H9L8 80V82H9V85H8V87H10L11 88V90L8 88L7 90H10L11 92H9V93H7V94H9L8 95V97L7 98H5V96H4V92H6V91H4L2 88H1V86H2V83L4 82L3 81V79L4 78H6ZM12 77H13V79H12ZM51 77V78H52ZM241 77H243V79L241 78ZM260 77V76H259ZM54 78V77H53ZM80 78H82V77H80ZM84 78V77H83ZM94 78V77H93ZM105 78V77H104ZM125 78H127L126 80L127 81H124V79ZM172 79H174L173 77H171ZM256 78L258 79V80H256ZM129 79V80H128ZM166 79V78H165ZM191 79V78H190ZM189 79V80H190ZM50 80V79H49ZM52 80H54V79H51V81ZM56 80V79H55ZM95 80V79H94ZM164 80V79H163ZM162 80V81H163ZM170 80V79H169ZM192 80H193V77H192ZM159 81V80H158ZM157 81V83H159ZM160 81H161V79H160ZM53 82V81H52ZM51 82V83H52ZM55 82V81H54ZM89 82V81H88ZM88 82L86 81L85 82V80L84 79H80V83L82 84V88L81 87H79L80 89H82L81 91H82V93L83 94H86V96H88V101H90V95L92 96V91H90V90H85L84 88H86L85 87V83H86V85L88 84ZM92 82V81H91ZM94 82V81H93ZM97 82V81H96ZM167 82V81H166ZM190 82V83H189ZM242 82L244 83H247L249 86L246 88V89H242L241 88V84H242ZM258 82V83H257ZM59 84V83H58ZM164 84V85H163ZM92 85V84H91ZM243 85V84H242ZM246 85V84H245ZM244 85V86H245ZM59 86V85H58ZM172 86H174L175 87V89H172ZM256 86V87H255ZM51 87V86H50ZM56 87V86H55ZM84 87V88H83ZM88 87V86H87ZM60 88V87H59ZM62 88V87H61ZM202 88V91L200 92L199 91V89H201ZM236 88H241V89H236ZM57 89V88H56ZM65 89V88H64ZM63 89V90H64ZM83 89H84V91H83ZM86 89H88V88H86ZM90 89V88H89ZM172 89V90H171ZM206 89V90H205ZM62 90V91H63ZM78 90V89H77ZM164 90V91H163ZM180 90L178 91V92H180ZM60 91V90H59ZM159 92H160V90H158ZM260 91V92H259ZM263 91V92H262ZM65 92H67V91H65ZM72 92V91H71ZM71 92H68V93H66L65 95H69ZM76 92V91H75ZM74 92V93H75ZM79 92V91H78ZM91 94H90V93ZM96 92V91H95ZM102 92V91H101ZM133 92V95H131V93ZM63 93V92H62ZM81 93V92H80ZM229 93V92H228ZM60 94V93H59ZM94 94V93H93ZM98 94V93H97ZM72 95H73V92H72ZM71 95V96H72ZM82 95V94H81ZM80 95V96H81ZM130 95V96H129ZM174 95V94H173ZM188 95V96H189ZM239 95V94H238ZM63 96V95H62ZM77 96H79V94L77 95ZM83 96V95H82ZM81 96V98H83ZM86 96H84L85 98H86ZM94 96V95H93ZM92 96V97H93ZM97 96V95H96ZM96 96H94V98L96 97ZM171 96V95H170ZM176 96V95H175ZM178 97V96H177ZM176 97V98H177ZM84 98V99H85ZM93 98V99H94ZM160 98L162 99V102L160 101ZM175 98V97H174ZM190 98V97H189ZM198 98V99H197ZM211 100H210V99ZM220 98V97H219ZM260 98V99H259ZM73 99V98H72ZM35 100H34V102H35ZM87 100V99H86ZM92 100V99H91ZM121 100V101H122ZM195 100V101H196ZM210 100V101H209ZM66 100H64V102H65ZM180 101V100H179ZM194 101V100H193ZM205 101V102H206ZM242 101V100H241ZM240 101V102H241ZM256 101H258V102H256ZM24 102V101H23ZM128 102V103H127ZM160 102V103H159ZM175 102V101H174ZM198 102H197V104H198ZM203 103H204V101H202ZM244 102V101H243ZM242 102V103H243ZM26 103V102H25ZM25 103H23V105L25 104ZM31 103V102H30ZM36 103V102H35ZM63 103V102H62ZM160 104V106H159V104ZM194 103H196V102H194ZM27 104H29V102L27 103ZM90 104H91V102H90ZM123 104V105H124ZM133 104V105H134ZM176 104V103H175ZM211 104V103H210ZM26 105V104H25ZM31 105V104H30ZM32 105H33V103H32ZM50 105V104H49ZM172 105H174L173 106V111L172 112H170V109H171V107H172ZM208 105H209V103H208ZM251 105V106H252ZM37 106V105H36ZM46 106H48V105H46ZM64 106V105H63ZM87 106V105H86ZM154 106V105H153ZM18 107V108H19ZM34 107V106H33ZM42 107V106H41ZM61 107V106H60ZM84 107V106H83ZM209 107V106H208ZM230 107V106H229ZM16 108V109H15ZM24 108V109H23ZM36 108V107H35ZM39 108V107H38ZM252 108V107H251ZM32 109V108H31ZM45 109V108H44ZM48 109V108H47ZM59 109V108H58ZM81 109V108H80ZM83 109H85L86 110V108H83ZM145 109V108H144ZM255 109L256 110H260V111H258V112H256L255 111ZM39 110H41V109H39ZM49 110V109H48ZM47 110V111H48ZM67 109L65 108V107H61L60 108V115L62 116V114H64V113H66L65 111H66ZM74 110V109H73ZM77 110V109H76ZM145 110H147V109H145ZM163 110V109H162ZM172 110V109H171ZM244 110H245V108H244ZM252 110H253V108H252ZM33 111V110H32ZM44 111V110H43ZM84 111V110H83ZM243 111V110H242ZM241 111V112H242ZM249 111V110H248ZM247 111V112H248ZM28 112V113H27ZM40 112V111H39ZM46 112V111H45ZM68 112H69V108H68ZM79 112V111H78ZM85 112V111H84ZM147 112V111H146ZM182 112V111H181ZM246 112V113H247ZM49 113H51L50 111H49ZM49 113H47V114H49ZM54 113V112H53ZM87 113V112H86ZM148 113V112H147ZM158 113H160V109H158V108H150V110H149V115L152 117H154V116H156V115H159ZM162 113V112H161ZM243 113V112H242ZM258 113V114H257ZM238 114V113H237ZM35 115H37V114H35ZM34 115V116H35ZM40 115H42V114H40ZM58 115V114H57ZM57 115H55V117L57 116ZM162 115V114H161ZM179 115V114H178ZM48 116V115H47ZM51 116V115H50ZM54 116V115H53ZM234 116V115H233ZM241 116V115H240ZM37 117V116H36ZM35 117V118H36ZM41 117V116H40ZM144 117V116H143ZM242 117V116H241ZM255 116H252V118H256ZM259 117H257V118H259ZM39 118V117H38ZM146 118H147V116H146ZM205 120H204V119ZM252 118L250 119V120H252ZM37 119V118H36ZM35 119V120H36ZM83 119V118H82ZM145 119V118H144ZM144 119H142V121L144 120ZM151 119V118H150ZM153 119V118H152ZM164 119V118H163ZM34 120V121H35ZM33 121V122H34ZM39 119H38V123H39ZM44 121V120H43ZM46 121V120H45ZM54 121H58L57 119L56 120H54ZM164 121V120H163ZM242 120H240V122H241ZM253 121H254V119H253ZM144 122V121H143ZM151 122V121H150ZM167 122L166 123H164L165 125L167 124ZM55 123V122H54ZM146 123V122H145ZM147 123H148V121H147ZM178 123V122H177ZM2 124V125H1ZM32 124H33V126H32ZM37 124V123H36ZM45 124V123H44ZM61 124V123H60ZM150 124V123H149ZM163 124V125H164ZM38 125V124H37ZM43 124H41L40 126H42ZM57 125V124H56ZM103 125V124H102ZM146 125V124H145ZM151 125V124H150ZM65 126V125H64ZM66 126H68V125H66ZM105 126V125H104ZM107 126V125H106ZM169 126H171V125H169ZM178 126V125H177ZM38 127H39V125H38ZM42 127H44V125L42 126ZM59 127V126H58ZM72 127H74V128H72ZM80 127H82L81 128V130L83 129V128H86V129H83V130H88L89 132L88 133H86V134H89V140H90V138L93 136L94 138L96 137V139L98 140V138L97 137H99V138H101L100 136H103V134L101 133V130H98V129H95V128H90V125L88 124V122L87 121H84V120H79V122H74V124H72L71 126H70V128H72V129H69V133H68V135L64 138L65 139V142H70V141H72L73 140V137H74V135L76 134H74V131L78 128V130L80 129ZM100 127V126H99ZM126 127V126H125ZM124 127V128H125ZM166 127V126H165ZM36 128V127H35ZM112 128V127H111ZM183 128V129H182ZM42 129H44V128H42ZM45 129H46V127H45ZM44 129V130H45ZM103 129V128H102ZM139 129V128H138ZM148 129H149V127H148ZM2 130V129H1ZM5 130H3V132L5 131ZM40 130V129H39ZM47 130V129H46ZM45 130V131H46ZM72 130H73V132H72ZM82 130V131H83ZM132 130V129H131ZM129 131V130H127V128L126 129H117V131L116 132H114L113 131V133L114 134H112V136H111V134L110 135H108L109 137H107L106 135H105V137H107V139L104 141V142H102L103 144L105 143V142H107V143H105V144H107V146H105V144L103 145L104 146V148L106 149H104V150H101L100 151V153L101 154H106V155H110L111 153H112V151H114V149H116L117 147H119V149L121 148L120 147V145L122 146L124 143H126L127 142V140L129 139V141L128 142H130L131 140L130 139H137L138 137H136L134 134H132V131ZM34 131V130H33ZM37 131V130H36ZM49 131V130H48ZM51 131V130H50ZM104 131H105V129H104ZM141 131V130H140ZM146 131V130H145ZM144 131V132H145ZM167 131V130H166ZM177 131V130H176ZM175 130L172 132V130H168L166 133H169L168 135H173V133H175L176 132ZM182 131V132H181ZM0 132H2V131H0ZM2 132V134H4ZM31 132L33 133L32 135H31ZM39 132V131H38ZM76 132H79V131H76ZM81 132V131H80ZM80 132H79V134H80ZM143 132V133H144ZM179 131H177L176 133H178ZM39 133H43V132H39ZM44 133H46V132H44ZM50 133V132H49ZM85 133V132H84ZM84 133H81V134H84ZM135 133H137V132H135ZM146 133V132H145ZM172 133V134H171ZM179 133V135H181ZM188 133V132H187ZM65 134V133H64ZM105 134H106V132H105ZM142 134V133H141ZM165 134V133H164ZM230 134V133H229ZM1 135V134H0ZM51 135V134H50ZM77 135H78V133H77ZM85 135V134H84ZM84 135H82L83 137H84ZM166 135V134H165ZM168 135H166V136H164V138L165 137H167ZM175 135V134H174ZM211 135V134H210ZM4 136V135H3ZM2 136V137H3ZM76 136V135H75ZM82 136H79L77 139H79L80 137H82ZM213 136V135H212ZM1 137V136H0ZM48 137H49V135H48ZM86 137V136H85ZM88 137V136H87ZM92 137V138H93ZM161 137V136H160ZM6 137H4L3 138V140H1V138H0V140L3 142V143H5V141H7V139L9 140V137L8 138H6ZM10 138H12V137H10ZM14 138V137H13ZM103 138V137H102ZM142 138V137H141ZM213 138H214V136H213ZM5 139V140H4ZM20 139V138H19ZM82 139V138H81ZM80 140V139H79ZM86 140V139H85ZM88 140V139H87ZM126 140V141H125ZM165 140V139H164ZM211 140V139H210ZM213 140V139H212ZM0 141V142H1ZM75 141V140H74ZM73 141V142H74ZM82 141V140H81ZM102 141V140H101ZM135 141V140H134ZM145 141V140H144ZM150 141V140H149ZM149 141H147L146 143H144V144H142V147L140 148V150H141V152H140V150H139V153H142L143 151H144V155L146 156V152H150V151H155V150H159V147H161L160 146V144L158 145L157 144V142H158V140H156V142L153 140V142L151 143V141H150V143H149ZM166 141V140H165ZM214 141V140H213ZM76 142V141H75ZM74 142V145L76 144ZM124 142V143H123ZM133 142V141H132ZM140 142V141H139ZM138 142V143H139ZM208 142V141H207ZM8 143V141L6 142V144ZM46 143V144H45ZM71 143V142H70ZM80 143V141L78 142V144ZM83 143V142H82ZM82 143H80L79 145H82V146H85V145H83ZM85 143H86V141H85ZM141 143H142V141H141ZM171 143H173V142H171ZM171 143H169V144H171ZM5 144V145H6ZM11 144H12V142H11ZM77 144V145H78ZM135 144V143H134ZM3 145V144H2ZM9 145V144H8ZM19 145H17V146H19ZM43 145H44V147L46 148V150L48 149V151H46L45 149H43V150H36L35 148L37 147V148H39L40 146H41V148L43 147ZM89 145V144H88ZM128 145H130V144H128ZM127 145V147H129ZM131 145H133V144H131ZM136 145V144H135ZM137 145H140V143L139 144H137ZM174 145V144H173ZM172 145V146H173ZM242 145V144H241ZM240 145V146H241ZM82 146L80 147V148H82ZM102 146V147H103ZM168 146V145H167ZM171 146V145H170ZM171 146V147H172ZM174 146H176V145H174ZM174 146H173V148H174ZM204 146H205V144H204ZM225 146V147H224ZM244 146V145H243ZM242 146V147H243ZM43 147V148H44ZM48 147V146H47ZM75 147V146H74ZM73 147V148H74ZM89 147V146H88ZM125 147V149L127 148L126 146H124ZM135 147H137V146H135ZM134 146H133V148H135ZM139 147V146H138ZM178 147V146H177ZM176 147V148H177ZM242 147H240V148H242ZM7 148V147H6ZM72 148V147H71ZM77 148V147H76ZM79 147H78V149H80ZM86 148H87V146H86ZM204 148H206V147H204ZM34 149L36 150V152L37 153H34ZM83 149H84V151L86 150L84 147H83ZM83 149H80V151H79V153L76 155V156H74V155H72V153H71V156H74L73 158H72V160H76V162H83L87 157V155H88V153L87 154H84L83 152ZM103 149V148H102ZM131 149H132V147H131ZM130 149V150H131ZM161 149V148H160ZM163 149V148H162ZM170 149V148H169ZM175 149V148H174ZM242 149H244V148H242ZM9 150V149H8ZM8 150H6V151H8ZM61 150H62V148H61ZM70 150V149H69ZM72 150V149H71ZM71 150H70V152H71ZM75 150V149H74ZM121 150L123 151V149L121 148ZM165 150V148L163 149V151ZM168 150V149H167ZM167 150H165V151H167ZM207 150V149H206ZM241 150V149H240ZM43 151H45V152H43ZM55 151V150H54ZM65 151V150H64ZM125 151V150H124ZM132 151H133V149H132ZM137 151V150H136ZM164 151V152H165ZM170 151H173L172 149H170ZM58 152V151H57ZM61 152V151H60ZM69 152V153H70ZM73 152V151H72ZM121 152V151H120ZM130 152V151H129ZM169 152V151H168ZM56 153V152H55ZM115 153V152H114ZM157 153H158V151H157ZM160 153V152H159ZM162 153V152H161ZM160 153V154H161ZM33 154V155H32ZM98 154H99V152H98ZM119 154H121V153H119ZM129 154V153H128ZM127 154V158H129V155ZM143 154V153H142ZM148 154V153H147ZM163 154V153H162ZM1 155V154H0ZM21 155V156H22ZM59 155H61V154H59ZM68 155V154H67ZM100 155V154H99ZM114 156L115 154H111L110 156ZM126 154H124V156H125ZM143 155V156H144ZM159 155V154H158ZM164 155H166L165 153H164ZM163 155V156H164ZM20 156V157H21ZM64 156H66V155H64ZM109 156V157H110ZM113 156L112 157H110V159L111 158H113ZM117 156V155H116ZM120 156V155H119ZM122 156V155H121ZM140 156V155H139ZM144 156V157H145ZM149 156V155H148ZM148 156H146V157H148ZM171 156H173V155H171L170 154V157ZM210 156H211V154H210ZM56 157V158H55ZM60 157V156H59ZM67 157V156H66ZM150 157V156H149ZM169 157V156H168ZM175 157V156H174ZM24 158V157H23ZM33 158V159H32ZM34 158H36L35 159V162H36V164H35V166L33 165V168H32V166H31V168H30V165H32V164H34ZM55 158V159H54ZM75 158V159H74ZM114 158H115V156H114ZM117 158V157H116ZM115 158V159H116ZM126 158V159H127ZM150 158H152V157H150ZM162 158V157H161ZM14 159H12L13 161H14ZM19 159H21V158H19ZM28 159H26L27 161H28ZM29 159V160H30ZM119 159V158H118ZM160 159V158H159ZM172 159V158H171ZM170 159V160H171ZM174 159H176V158H174ZM23 160V159H22ZM54 160V161H53ZM143 160H145V158L143 159ZM162 160V159H161ZM160 160V161H161ZM165 160V159H164ZM164 160L162 161L163 163H164ZM223 160V159H222ZM226 160V159H225ZM0 161V162H1ZM16 161V160H15ZM32 161H33V163H32ZM159 161V160H158ZM196 161V160H195ZM7 161H5L4 163H6ZM86 161H84V163H85ZM161 162V163H162ZM223 162V161H222ZM1 163H3V162H1ZM4 163H3V165H4ZM8 163H9V161H8ZM15 163V162H14ZM17 163H19V162H17ZM32 163V164H31ZM39 163H41V162H39ZM42 163V164H43ZM78 163L76 164V165H78ZM159 163V162H158ZM196 163V162H195ZM223 163H226L227 165H230V162L228 161V162H223ZM7 164V163H6ZM25 164V165H24ZM42 164H39V165H37V166H41ZM73 164V163H72ZM72 164H71V166H72ZM259 164H260V162H259ZM2 165V164H1ZM59 165V164H58ZM74 165V164H73ZM76 165L75 166H72V169H73V167L75 168L76 167ZM80 165H82V164H80ZM80 165H78V166H80ZM221 165H222V163H221ZM5 166V165H4ZM4 166L2 167V168H4ZM14 166V165H13ZM45 166V167H44ZM70 166V167H71ZM77 166V167H78ZM223 166V165H222ZM46 167V168H47ZM69 167V166H68ZM69 167V169H71ZM228 167V166H227ZM232 167V166H231ZM230 167V168H231ZM2 168H0V170L2 169ZM5 168H7V167H5ZM11 168H12V166H11ZM41 168V167H40ZM67 168V167H66ZM78 168H80V167H78ZM123 169H121V170H119V171H126L125 169L126 168H124V167H122ZM72 169H71V171H72ZM93 169V168H92ZM10 170V169H9ZM8 170V171H9ZM41 170H42V168H41ZM44 170H46V169H44ZM68 170V169H67ZM74 170V169H73ZM94 172L97 174V175H95L96 176V178L98 179V176H99V178H100V180L102 179H106L107 181H109L110 183H115V177L112 175V176H110V173L109 172H112V170H109L108 171V169L106 168V166H96V167H94ZM251 170H253V168L251 169ZM250 169L248 170V171H250L249 172V174H257V175H260V174H262V173H260L257 169H255L254 168V170L253 171H251ZM255 170H257L258 172H256ZM58 171H60V170H58ZM65 171V170H64ZM46 172V171H45ZM56 172V171H55ZM91 172H93V171H91ZM120 172V173H121ZM8 173V172H7ZM14 173V174H13ZM44 173V172H43ZM59 173V172H58ZM60 173H63V171L61 172L60 171ZM94 173V174H95ZM113 173V172H112ZM119 173V174H120ZM248 173V172H247ZM65 174V173H64ZM72 174H75V173H73L72 172ZM94 174L92 173V175H93V177H94ZM156 174V173H155ZM9 175V176H8ZM37 175V176H36ZM32 176V177H31ZM65 176V175H64ZM69 176H72V175H70L69 174ZM79 176V175H78ZM31 177V178H30ZM43 177H45V175L44 176H42L41 178L42 179H46V177L45 178H43ZM57 177V176H56ZM5 178V179H6ZM38 178H37V180H38ZM40 178V179H41ZM72 178H74V180H76L77 181V179L79 180V178H76L75 177V175H74V177H72ZM96 178H94L95 180H93L94 182L95 181H98V180H96ZM4 179V180H5ZM48 179V180H47ZM46 180L47 181H52L53 179L52 178H47ZM61 179V178H60ZM141 179V178H140ZM11 180V181H10ZM36 180V181H37ZM46 180H44V181H46ZM66 180V179H65ZM67 180H68V177H67ZM2 181V180H1ZM61 181V180H60ZM75 181V182H76ZM82 182H83V180H81ZM106 181V182H107ZM68 182V181H67ZM85 182V181H84ZM102 182V181H101ZM100 182V183H101ZM104 182V181H103ZM106 182L104 183V184H106ZM140 182V181H139ZM139 182L137 183V184H139ZM48 184L50 183V182H47ZM56 184H57V182H55ZM62 183V182H61ZM99 183V182H98ZM35 184V183H34ZM50 184H54V183H50ZM13 185H15V186H17L15 183H13ZM81 185V183H79V186ZM89 185V184H88ZM112 185V184H111ZM141 185H142V183H141ZM34 186H37V185H34ZM34 186H32V187H34ZM46 186V185H45ZM78 186V189H80L81 190V186L79 187ZM98 186V185H97ZM99 186H100V184H99ZM104 186V185H103ZM110 186V185H109ZM118 186V185H117ZM139 186V185H138ZM32 187H31V189H32ZM61 187V186H60ZM59 187V188H60ZM82 187H83V185H82ZM89 187V186H88ZM100 187H102V186H100ZM111 187H113V185L111 186ZM7 188V187H6ZM6 188H4V189H2L1 191H6ZM35 188V187H34ZM33 188V189H34ZM36 188H38V187H36ZM90 188H91V186H90ZM89 188V189H90ZM95 188V187H94ZM94 188H92V190L94 189ZM114 188V187H113ZM116 188V187H115ZM114 188V189H115ZM139 188H141V187H139ZM139 188H134L135 190H131V191H128L126 194H125V196L123 197V199L122 200H120L121 202H117V206L115 207V209L117 210V211H122L123 209L125 210L127 207H126V204H128L129 205V201L131 200V199H134V198H136L137 199V197L141 194V192H139ZM15 189V188H14ZM29 189V188H28ZM39 189V188H38ZM41 189V188H40ZM40 189H39V191L38 192H40ZM47 189V188H46ZM50 189H52V188H50ZM85 189V188H84ZM84 189H82L83 191H85ZM111 189V188H110ZM8 188H7V191L6 192H4L5 194L8 192ZM22 190H24V189H22ZM67 190V189H66ZM75 190V189H74ZM82 190H81V192L79 193V195H82L84 192H82ZM87 190H88V188H87ZM86 190V191H87ZM91 190V189H90ZM90 190H88V191H90ZM91 190V191H92ZM34 192H31L32 194H35V192L37 191V189H34L33 190ZM42 191V190H41ZM85 191V192H86ZM94 191H96V188L93 190V192H91V193H95ZM110 191H112V189L111 190H109V188L107 189V188H103L102 190H101V192H99V195H98V199H99V197H101V198H103L104 200H106V202L107 201H110V202H115V199H116V194L114 193V195H113V193L112 192H110ZM142 191V190H141ZM9 192H10V190H9ZM16 195H15V193H13L14 195L12 196V195H9V194H7V196H12V197H14V196H16L15 198H18L17 197V195H18V190H16ZM36 193V194H38L39 196H40V194L42 195V193ZM43 192V194H46L45 192H44V190L42 191ZM49 192V191H48ZM64 192V191H63ZM71 192V191H70ZM69 192V193H70ZM1 193H3V192H1ZM50 193V192H49ZM72 193H74V192H72ZM76 193V192H75ZM82 193V194H81ZM88 193H90V192H88ZM87 193V194H88ZM140 193V194H139ZM4 194V195H5ZM145 194V193H144ZM47 195V194H46ZM46 195H44V197L46 196ZM67 195V194H66ZM72 195H74V194H72ZM85 195V194H84ZM90 195V194H89ZM97 195V194H96ZM95 194L94 195H90V196H96ZM116 195V196H115ZM0 196H2V195H0ZM19 196V195H18ZM31 196H33V195H31ZM37 196V195H36ZM38 196V198H40ZM58 196V195H57ZM9 197V198H10ZM48 197H50V199H52V198H54V197H56V196H54L53 197V195L51 194L50 196H49V194H48ZM63 197V196H62ZM68 197V196H67ZM120 197V196H119ZM6 198V197H5ZM33 198H35L36 199V201H35V199H33ZM58 198V197H57ZM56 198V199H57ZM64 198H65V196H64ZM62 199L61 201L63 202V204L65 205V207H64V210H65V208L66 209H68V208H70V207H74L75 205H74V203H73V200L70 198V196H69V198H65V199ZM94 198V197H93ZM96 198V199H97ZM42 199V198H41ZM41 199H37L36 197H32V198H30V203H28V204H26V202H24V203H22V202H20L19 200L18 201H16V202H18V203H16L15 205H13V207H12V209L11 210H9L8 212H6V213H4V214H2V215H0V223H2V222H4V221H10V222H14V221H20L21 222V220L23 221V223L24 222H26V221H29L28 223H29V225L31 226V230H34V231H37V233L39 234V233H41L42 234V228L43 227H45L47 224H50V225H55V224H58L59 222L62 224H66V225H68V226H70V225H73V219H71V217L69 216V215H67L66 214V211H68V210H66L65 212H64V210H62L61 212L59 211V213L60 214H56V215H47L46 214V211H44V209L46 208V207H42L41 206ZM46 199V201H47V198H45ZM49 199V200H50ZM59 199H60V197H59ZM95 199V198H94ZM95 199V200H96ZM97 199V200H98ZM165 199V198H164ZM29 199H27V200H25V201H28ZM32 200H34V201H32ZM38 200L40 201V203L38 202ZM43 200H44V198H43ZM94 200V201H95ZM96 200V201H97ZM117 200V199H116ZM11 201V200H10ZM55 201V200H54ZM61 201H59V202H61ZM95 201V202H96ZM100 201V200H99ZM98 201V202H99ZM43 202V201H42ZM45 202V201H44ZM43 202V206L45 205V203ZM47 203V202H46ZM194 203V202H193ZM48 205H49V207H51L52 205L50 204V203H47ZM46 204V205H47ZM195 204V203H194ZM197 204V203H196ZM51 205V206H50ZM53 205H55L54 203H53ZM59 205V204H58ZM63 205V206H64ZM127 205V206H128ZM149 205H151V204H149ZM63 206H61V208H63ZM130 206V205H129ZM137 206V205H136ZM141 206V205H140ZM140 206L139 207H137V209H136V207H134V211L135 212H137V211H143V210H140ZM142 206H144V208H148V207H150V206H148V204L145 202V204H142ZM174 206H176V205H174V203L173 202H171V201H169V202H167V200H163V199H161V201L159 202V203H156V205L154 204V205H152L150 208H152V210H153V208L156 210V208H158V209H160V210H163L164 212H166V211H171V210H173V208H174ZM197 205H194V207H196ZM60 207V206H59ZM79 207V206H78ZM112 207V206H111ZM126 207V208H125ZM54 208V207H53ZM55 209H57V205H56V207H55ZM79 209V208H78ZM128 209H129V207H128ZM130 209L131 210H133V208H132V206L130 207ZM143 209V208H142ZM175 209V212H174V214L176 215V216H183V215H185V214H188V205H186V203H185V205H183V204H181L180 206H177V207H175L174 208ZM204 209H207V207H203V206H201V207H199V210H200V214H206L207 212H206V210H204ZM39 211V214L38 215H36V216H33V214L36 212V211ZM46 210V209H45ZM47 210L49 211V209L47 208ZM61 210V209H60ZM111 210V209H110ZM160 210H157V211H160ZM58 211V210H57ZM71 211V210H70ZM70 211H69V213H70ZM113 211V210H112ZM154 211V210H153ZM156 211V212H157ZM162 211V212H163ZM125 212V211H124ZM130 212V211H129ZM135 212H133V213H135ZM49 213V212H48ZM120 213V212H119ZM128 213V212H127ZM132 213V214H133ZM138 213V212H137ZM167 213V212H166ZM171 213V212H170ZM115 215V211L112 213V215ZM131 214V213H130ZM136 214V213H135ZM152 214V213H151ZM199 214V213H198ZM74 215V214H73ZM78 215V214H77ZM80 216V215H79ZM131 216V215H130ZM148 217V216H147ZM154 217V216H153ZM174 217V216H173ZM184 217V216H183ZM75 218V217H74ZM79 218V217H78ZM92 218H93V216L91 215V213L89 212H83V214L80 216V218L78 219V220H80L81 222L82 221H90V220H92ZM116 216H111L110 215V217H109V219L108 220H101V218L100 219H97L96 218V220L97 221H94V222H91V224H90V226H89V233L90 234H92V235H101V238L104 240H108L111 244V247H110V249H106L105 250V256L107 255H109L110 254V252H112V251H110V250H112L111 248L114 246V247H116L117 245L119 246V245H121V246H131L132 245V243H134L135 244V242L132 240V238L128 235V233L125 231V229H124V227H123V229H121V227L120 228H118V227H114V222H115V220H116ZM175 218V217H174ZM179 218V217H178ZM194 218V217H193ZM176 219V218H175ZM181 219V218H180ZM184 219V218H183ZM182 219V220H183ZM188 219V218H187ZM192 219V218H191ZM199 219V218H198ZM77 220V221H78ZM128 221V220H127ZM188 221H190V220H188ZM233 221H231L230 223H226L227 225H226V227H228V228H232V226L234 225V223H232ZM83 223V222H82ZM126 223V222H125ZM128 223L129 222H127L126 224H127V226H128ZM184 223V222H183ZM188 223V222H187ZM81 224V223H80ZM79 224V225H80ZM112 224H114V225H112ZM78 225V226H79ZM223 225V224H222ZM49 226V225H48ZM82 227H83V225H81ZM80 226V227H81ZM126 226V228H128ZM51 227V226H50ZM183 227H184V225H183ZM234 227V226H233ZM73 228V227H72ZM228 228H226L227 230H229ZM59 229V228H58ZM74 229V228H73ZM225 229V228H224ZM233 229H235V228H233ZM46 230H47V228H46ZM77 231V230H76ZM165 231V230H164ZM231 231H233L232 229H231ZM235 231V230H234ZM43 232H44V230H43ZM49 232H51V231H49ZM64 232V231H63ZM67 232V231H66ZM2 233V232H1ZM52 233V232H51ZM50 233V234H51ZM56 233V232H55ZM163 233V232H162ZM48 233H46V235H47ZM59 234V233H58ZM57 234V235H58ZM160 234V233H159ZM43 235V234H42ZM53 235V234H52ZM56 235V236H57ZM64 235H65V233H64ZM160 235H162V234H160ZM160 235H158L159 237H160ZM209 235H211V234H209ZM47 236H49V234L47 235ZM69 236V235H68ZM151 236V235H150ZM158 236L156 237L157 239H158ZM54 237H55V235H54ZM53 237V238H54ZM59 237H61V236H59ZM58 237V238H59ZM63 237V236H62ZM220 238V237H219ZM51 239V238H50ZM66 239V238H65ZM161 239V238H160ZM75 240V239H74ZM74 240H70L67 244H66V247H67V250L68 249H70V250H72V251H74L75 249H73L76 245L74 244ZM99 240H101V239H99ZM103 240H101V241H103ZM153 240V239H152ZM151 239H149L147 236L145 237V236H143V237H140V240H139V242H136V243H138L139 245V248H140V251H138V254H139V256L141 257V258H144V257H146V256H150V253H154V252H156V254H160L161 256H169V257H171V258H176V257H178V255H177V253H173V252H171V253H169V250H171L170 248L168 249V246L167 245H165L164 244V242L162 243V244H159L158 245V243H156V242H154V241H152ZM159 240V239H158ZM164 239H162V241H163ZM22 241V240H21ZM29 242H30V244H31V242L33 241V240H28ZM35 241V240H34ZM33 241V242H34ZM58 241V240H57ZM100 241V242H101ZM29 242L27 243V245H25L24 244V246L27 248V246H28V244H29ZM32 242V243H33ZM107 242V241H106ZM108 242V243H109ZM23 243V242H22ZM35 243V242H34ZM33 243V245H35V244H38L37 242L34 244ZM59 244V243H58ZM196 244V243H195ZM32 245V244H31ZM64 245V244H63ZM116 245V246H115ZM23 246V245H22ZM23 246V247H24ZM30 246V245H29ZM36 246V245H35ZM137 246V247H138ZM225 246H227V245H225ZM24 247V248H25ZM194 247V246H193ZM192 247V248H193ZM61 248V247H60ZM138 248V249H139ZM6 249V248H5ZM114 249V248H113ZM137 249V250H138ZM207 248H204V247H198V249H197V251H198V253L200 254V256L202 255L203 256V254H205V256H206V254H207ZM228 249V248H227ZM2 250V249H1ZM58 250H59V247L57 248V249H53V250H47V251H45V250H43V249H38L37 247L35 248L34 246H32L31 248H28V249H25V251H23L22 253H20L21 255L20 256H23L24 254L25 255H31L32 257L33 256H35L34 258H33V260H35L36 259V262L37 261H40L41 260V263H42V261H44V262H50V260H52V258L50 259L49 257L53 254H56L57 252H58ZM61 250V249H60ZM194 250V249H193ZM263 250H264V246H263ZM262 250V251H263ZM62 251V250H61ZM64 251H65V249H64ZM261 251V250H260ZM68 252H69V250H68ZM9 253V252H8ZM71 253V255H72V253L73 252H70ZM5 254H7V253H5ZM4 254V255H5ZM10 254V253H9ZM14 254V253H13ZM13 254H12V256H13ZM112 254V253H111ZM138 254L136 255V256H138ZM16 255V254H15ZM14 255V256H15ZM73 255H75L74 257H76V253L74 254L73 253ZM153 255V254H152ZM198 255V254H197ZM3 256V255H2ZM9 256V255H8ZM17 257H18V255H16ZM57 256V255H56ZM89 256V255H88ZM138 256V257H139ZM230 256H234V255H230ZM229 256V257H230ZM253 256V255H252ZM255 256L257 257V258H253V260H246V259H244V258H240V257H238V259L237 258H234L235 260H234V262L233 261H231L230 263H234V264H257V263H259L258 261H257V259H259V258H264V251L263 252H261V253H259V254H255ZM254 256V257H255ZM53 257V256H52ZM90 257V256H89ZM208 257V256H207ZM206 257V258H207ZM20 258V257H19ZM22 258V257H21ZM49 258V259H48ZM55 258V257H54ZM137 258V257H136ZM179 258H181V257H179ZM204 259H205V257H203ZM232 258V257H231ZM230 258V259H231ZM240 258V259H239ZM28 259V258H27ZM48 259V260H47ZM135 259V258H134ZM201 259V258H200ZM260 259V260H261ZM63 260V259H62ZM76 260V259H75ZM85 260V259H84ZM83 260V261H84ZM89 260V259H88ZM180 260V259H179ZM232 260H233V258H232ZM53 261H54V259H53ZM132 261H133V259H132ZM206 261V260H205ZM213 261V260H212ZM26 262V261H25ZM28 262V261H27ZM35 262V261H34ZM43 262V263H44ZM63 262V261H62ZM215 262V261H214ZM33 263V262H32ZM55 263V262H54ZM14 264V263H13ZM19 264V263H18ZM30 264V263H29ZM34 264V263H33ZM37 264V263H36ZM38 264H40L39 262H38ZM46 264V263H45ZM48 264V263H47ZM51 264V263H50ZM216 264V263H215ZM218 264V263H217Z\"/></svg>", "mask_w": 264, "mask_h": 264}]
</instances>
